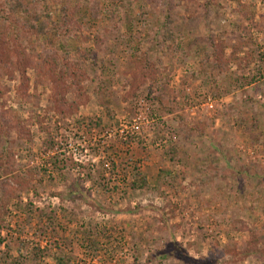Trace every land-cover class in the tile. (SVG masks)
Here are the masks:
<instances>
[{"label":"rangeland","instance_id":"rangeland-1","mask_svg":"<svg viewBox=\"0 0 264 264\" xmlns=\"http://www.w3.org/2000/svg\"><path fill=\"white\" fill-rule=\"evenodd\" d=\"M96 1L0 16V264H264V0Z\"/></svg>","mask_w":264,"mask_h":264},{"label":"trees","instance_id":"trees-1","mask_svg":"<svg viewBox=\"0 0 264 264\" xmlns=\"http://www.w3.org/2000/svg\"><path fill=\"white\" fill-rule=\"evenodd\" d=\"M22 1L23 0H7V1L5 0V1H3L4 6L2 8V11L3 10L4 11H3V13H0V16L3 17L4 21H9V23H12V20H11V16H12L11 12L12 11L20 13L21 15L29 12L26 9V7H24ZM31 1L33 3H41L42 5H48L49 1L55 2L56 0L55 1H53V0H31ZM58 1H59L60 5H62V7H65V0H58ZM90 1H92L93 3L98 5V2L96 0H90ZM10 4L14 5L13 8L10 7ZM20 6L23 7L22 10L19 9ZM48 8L50 9V7H48ZM36 15H35V17H36ZM92 15H95V14H92ZM35 17L33 19H35ZM46 17L49 19L50 22H52L48 13H46ZM38 19H39V16H38ZM56 25H57V23H56ZM44 26H45V23L40 22V24H38L37 26H34L33 28L36 27L38 32L45 33ZM56 28H59V27L56 26ZM72 32H73V30L70 27L68 29V33H72ZM5 34H6L5 28L1 29V32H0V42L1 43L5 42ZM15 39H17L16 36H15ZM4 49L5 48H3V47L0 48V67H5L9 63L5 60L6 54H5ZM61 50H64V49H61ZM65 52H66V56L71 55V52H68V50H66V49H65ZM23 55L24 54H22V57H23ZM61 58H59L57 56V52L52 53V51H50L47 53V56H45V58H44L45 60H44V63L42 64L44 66H40V64H38V63L33 65L34 71L36 72V74L39 75L40 73H42V74L47 75L48 77H54L52 79V81L54 82L53 83L54 86L52 88V97L54 98L53 102L55 101L56 98H60V99L65 100L66 92L69 93L68 91L70 89H72L71 85H68L67 83H66V85H65V83H63V85H65V86L62 87L61 80H63V82L64 81L66 82V79H70V81L72 80V84H74V83H76L75 80L82 75L81 70H80L81 68L79 67L78 64H72L73 66L71 64L62 66V61L60 60ZM69 61H70V59H69ZM133 185L140 186V184L136 181L133 182ZM68 190H69V194L71 196V199L72 198H80L82 200H87L90 197V195L88 193L89 191L82 189V187H80L79 182H75ZM91 202L95 208H100V206L96 203L95 200L93 201L91 199ZM83 232H84L85 241H86L88 248L94 250L95 246L97 245L96 238H90L89 237L90 231H88V230H83ZM96 235H98V234H96ZM171 244L175 248L178 247V244L173 242V240H172ZM245 252L247 254L253 253V251H251V250H245ZM166 253L169 254V252H166ZM170 254H172V253H170ZM6 256L9 259V260H7L8 263L10 262L11 264H16V262L12 256H10L8 254H6ZM55 257H56V261H58L59 264H65L68 262V258L66 256L55 255ZM200 262L201 263H199V261L195 260V259L189 260V264H202L204 261L203 262L200 261Z\"/></svg>","mask_w":264,"mask_h":264},{"label":"built area","instance_id":"built-area-1","mask_svg":"<svg viewBox=\"0 0 264 264\" xmlns=\"http://www.w3.org/2000/svg\"><path fill=\"white\" fill-rule=\"evenodd\" d=\"M130 128H131V130L133 131H138L139 130V125L136 123V122H134L131 126H130ZM122 131H124V130H121V132ZM72 151L74 152L73 153V156L74 155H76V154H80V150H76L75 148L74 149H72ZM75 160H77V158H75ZM105 165V167L106 168H108V164L106 163V164H104Z\"/></svg>","mask_w":264,"mask_h":264}]
</instances>
